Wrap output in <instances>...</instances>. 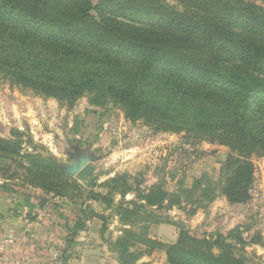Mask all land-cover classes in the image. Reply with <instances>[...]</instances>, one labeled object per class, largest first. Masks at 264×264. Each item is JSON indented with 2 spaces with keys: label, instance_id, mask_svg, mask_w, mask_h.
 Instances as JSON below:
<instances>
[{
  "label": "trees",
  "instance_id": "obj_1",
  "mask_svg": "<svg viewBox=\"0 0 264 264\" xmlns=\"http://www.w3.org/2000/svg\"><path fill=\"white\" fill-rule=\"evenodd\" d=\"M256 1L264 2L0 0V76L10 84L69 107L86 95L99 109L120 108L130 123L185 131L230 151L216 179L203 174L188 189L141 187L123 174L105 180L102 193L92 189L95 175L86 191L43 147L26 149L20 131L0 136V178L74 207L72 220L63 217L62 264L89 220L101 221L99 232L105 229L108 216L91 200L122 227L114 240L118 264H136L154 249L164 251L168 264H264L238 251L246 243L239 228L197 237L180 226L170 244L148 233L165 221L157 210L188 202L195 205L192 213L219 196L230 204L251 197L249 157H264V8Z\"/></svg>",
  "mask_w": 264,
  "mask_h": 264
},
{
  "label": "rangeland",
  "instance_id": "obj_2",
  "mask_svg": "<svg viewBox=\"0 0 264 264\" xmlns=\"http://www.w3.org/2000/svg\"><path fill=\"white\" fill-rule=\"evenodd\" d=\"M169 2L177 3V0ZM256 3L264 8V2ZM11 129L22 133L26 149L31 150L33 145L43 147V151L54 156L59 164L69 163L70 154L76 148L97 156L96 169L91 175L96 176L92 189L102 193L105 189L100 185L105 180L123 174L129 175L141 187L160 183L169 192L188 189L203 174L216 179L221 161L230 152L216 141H197L185 131L157 132L142 121L130 123L124 119L120 108L108 104L99 109L89 103L86 95L69 107L53 98L18 88L0 76V136H8ZM249 158L254 166V180L251 197L246 203L230 204L219 196L205 208L192 213L190 210L195 205L188 202L181 207L157 210L165 221L150 225L149 236L170 244L176 240L180 226L197 237H213L239 228L246 243L241 246L242 251L241 247H236L238 251L253 263L264 261V157L251 154ZM79 182L86 191L90 190L86 180ZM0 190L16 194L15 197L23 202L34 197L37 209L47 203L51 217L46 214L44 217L53 224L54 230H58L56 233L63 230V217L68 221L73 218L71 203L48 198L36 188L22 185L19 180L0 178ZM132 196L128 194L126 198ZM117 200L118 196H115L114 202ZM88 203L96 211L107 214L105 229L99 232L101 221L97 219L100 224L98 232L95 233V229L88 236L84 234L80 242L77 240L74 250L81 247L85 258H90L87 264H94V257L98 264H118L114 240L120 236L122 227L109 210L102 211L100 202L91 200ZM152 253L153 257L150 256ZM152 253L140 258L136 264H168L163 250L154 249Z\"/></svg>",
  "mask_w": 264,
  "mask_h": 264
},
{
  "label": "crops",
  "instance_id": "obj_3",
  "mask_svg": "<svg viewBox=\"0 0 264 264\" xmlns=\"http://www.w3.org/2000/svg\"><path fill=\"white\" fill-rule=\"evenodd\" d=\"M36 190L45 195L39 189ZM15 195L0 190V264H62L60 251L63 249L65 231L61 229L60 233H56L58 230L53 229V224L45 220V214L48 218L51 216L44 198L43 207L38 206L37 209L34 197L23 202ZM98 228L100 224L96 218L89 220L87 231H81L77 236L78 242L83 239L84 234L88 236L95 229V233L98 232ZM80 248L70 251L66 264L89 263L90 258L86 259ZM153 254L150 256L153 257ZM71 255H74L73 258ZM93 259V263L98 264L95 263L96 257Z\"/></svg>",
  "mask_w": 264,
  "mask_h": 264
},
{
  "label": "water",
  "instance_id": "obj_4",
  "mask_svg": "<svg viewBox=\"0 0 264 264\" xmlns=\"http://www.w3.org/2000/svg\"><path fill=\"white\" fill-rule=\"evenodd\" d=\"M98 157L88 150L76 148L70 154V162L59 164V167L68 177H73L78 181L87 180L95 171Z\"/></svg>",
  "mask_w": 264,
  "mask_h": 264
}]
</instances>
